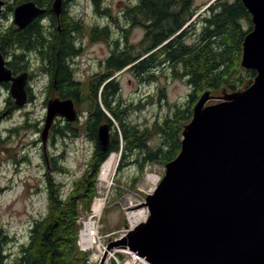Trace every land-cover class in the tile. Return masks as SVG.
Masks as SVG:
<instances>
[{"label":"trees","instance_id":"1","mask_svg":"<svg viewBox=\"0 0 264 264\" xmlns=\"http://www.w3.org/2000/svg\"><path fill=\"white\" fill-rule=\"evenodd\" d=\"M26 1H34L44 13L25 28H18L13 22L5 28L0 24V49L3 53L8 49L19 51L7 62L14 74L28 69L27 53L38 52L41 74L47 79L50 92L57 97L73 98L76 104L87 103L83 128L93 147L86 170L68 189L55 176L68 172L64 161L60 159L58 163L57 158L51 159L45 173L46 212L34 219L28 241L20 245L12 264H89L87 253L78 245V219L81 213L90 210L98 193L96 183L102 164L112 152H121L118 169L135 162L143 173L147 165L156 162L166 165L180 152L184 126L191 120L193 107L205 91L235 92L251 85L256 71L241 66L244 39L253 27L251 14L242 0H215L195 21L197 17L193 18L198 11L195 0H135L124 9L123 18L129 28L121 26L126 31L121 43L120 38L113 39L110 23L96 24L86 30L82 19L68 10L77 0H64L60 18L52 11L54 0H13L7 3L0 18ZM92 3L96 13L112 17L105 0H92ZM48 19L52 23V40L46 39ZM113 20L119 26L117 19ZM244 20L248 22L247 27ZM137 26L144 28V35L135 44L128 41V33ZM192 35L194 38L190 39ZM85 36L90 42L112 41L113 48L102 63V72L83 82L76 76L74 60L82 52L81 42ZM166 69L173 78L186 79L190 86L183 104L168 101L165 85L158 86L154 93L137 102L122 98L117 72H131L145 84L168 76ZM4 86L10 87L9 83ZM32 99L30 93L29 100ZM6 102L13 109L19 108L11 96ZM157 102H164L172 109L164 119L143 124L131 119L134 112ZM4 112L0 110V120ZM103 123L111 127L107 150L98 143V127ZM56 125L53 126L55 132L78 136V128L71 122L66 121V130ZM59 157L63 158L64 154ZM139 177H135L134 182ZM4 258L0 244V264H9ZM119 258H124L122 253Z\"/></svg>","mask_w":264,"mask_h":264},{"label":"water","instance_id":"2","mask_svg":"<svg viewBox=\"0 0 264 264\" xmlns=\"http://www.w3.org/2000/svg\"><path fill=\"white\" fill-rule=\"evenodd\" d=\"M242 2L253 27L244 39L241 66L256 71L253 82L225 92L214 104L207 105L210 91L200 96L182 131L180 152L141 203L148 219L110 241L108 249L128 248L147 264H264V0ZM6 5L0 0V15ZM63 10L64 0H54L58 18ZM43 13L26 1L15 7L13 23L25 28ZM7 62L0 49V84L9 83L14 104L22 107L29 100V73L14 74ZM75 104L73 98L47 100L40 135L45 153L57 118H79ZM110 139V125L101 124L103 150Z\"/></svg>","mask_w":264,"mask_h":264},{"label":"rangeland","instance_id":"3","mask_svg":"<svg viewBox=\"0 0 264 264\" xmlns=\"http://www.w3.org/2000/svg\"><path fill=\"white\" fill-rule=\"evenodd\" d=\"M7 3L13 0H6ZM215 0H195L198 11L193 19L204 13L207 7ZM135 0H105V5L110 8L111 16L100 15L94 10L92 0H77L69 6V13L78 16L89 30L96 24L104 25L110 23L113 31V39L120 38L124 42L128 23L123 18L124 9L127 5L134 3ZM113 18H116L119 26ZM198 17L195 19L197 21ZM13 22V12H8L5 17L0 18L2 28L9 26ZM199 27L200 24L196 23ZM245 27L248 22L243 21ZM123 27V29L121 28ZM144 35V28L141 26L133 27L128 33V41L137 44ZM194 38L193 35L189 36ZM82 52L75 58L76 76L86 82L90 76L102 72L103 61L108 57L113 48L112 41L90 42L87 36L81 42ZM15 51L8 49L4 53L5 58H11ZM32 67L33 79L30 80L32 100L19 108L7 103L10 96V87L0 84V110L4 114L0 120V244L4 260L12 264L19 252L20 245L28 241L30 229L35 218L46 212L47 190L46 177L47 165H51L53 158H57L58 163L62 159L68 172L57 173V180L63 181L68 189L72 181L81 177L86 170V162L89 160L93 144L87 136L84 121L87 117V103L75 104L79 113V118L71 122L78 128V136H64L53 130L49 133L46 153L43 151L41 142V131L44 127L46 117V103L49 98L57 97L56 94L48 89V81L41 74V59L37 53H27ZM168 75L161 77L157 82H140L131 72H117L121 85V96L126 101L137 102L149 93H154L160 85L167 87L168 101L183 104L190 92V86L186 79H175L169 69L165 70ZM254 79V78H253ZM225 92H211L213 98L207 102L214 104L221 100ZM230 93V92H229ZM30 96V94H29ZM12 98V97H11ZM13 102L14 99L12 98ZM196 104V103H195ZM15 105V104H14ZM172 111L166 103L149 104L142 111L134 112L131 119L134 122L152 123L155 119L164 117ZM56 126L63 130L66 120H56ZM18 127L17 130H14ZM72 134V133H71ZM155 139L153 142L156 143ZM64 154L63 158L59 156ZM118 154V166L120 163L121 152ZM47 160V161H46ZM134 161V159H132ZM116 170L113 175V183L109 182L110 187L102 189V195H107L108 204L103 210L101 223L102 232L107 234L113 230H119L128 225L129 215L127 211L142 208L143 202L149 193L147 176L156 172L163 177L166 165L153 163L147 165L142 173L137 163L131 162L122 169ZM51 167V166H50ZM51 172V171H50ZM140 176L137 182L134 178ZM146 178V180H145ZM159 180V182H160ZM158 182V183H159ZM157 183V185H158ZM156 185V186H157ZM109 239V237H107ZM123 256H125L123 254Z\"/></svg>","mask_w":264,"mask_h":264},{"label":"built area","instance_id":"4","mask_svg":"<svg viewBox=\"0 0 264 264\" xmlns=\"http://www.w3.org/2000/svg\"><path fill=\"white\" fill-rule=\"evenodd\" d=\"M115 153L117 155V161L114 168V172L116 170V167L118 166V161H119L118 154L117 152ZM101 168L96 183L98 193L95 195L93 199L90 210L81 213L78 219V222L80 224L79 237H78L79 248L87 253V262L89 264H147L143 257L139 256L137 252H134L128 248H120V247H114L112 249L107 248L108 243L110 241L119 239L120 237L124 236L130 230V228L134 227L135 225L134 226L132 225L131 220L128 217L129 218L128 225L123 226L119 230H113L112 232H108L107 234L102 232L103 225L101 223V218H102L103 210L108 204V192L107 195H102V189L106 188L107 186L110 187L109 184L110 181L111 184L113 183L114 172L110 176L109 180L102 181L100 179ZM159 180H157L153 186H152L153 182L147 180L149 184V193L154 191ZM142 208L146 209V216L145 218L141 219L139 223L146 221L149 217L148 208L146 206H143ZM131 211L132 210L127 211L128 215ZM89 220H93V224H92L93 226L88 225L87 221ZM107 237H109V239H107ZM120 253L125 255L123 259L119 258Z\"/></svg>","mask_w":264,"mask_h":264},{"label":"bare ground","instance_id":"5","mask_svg":"<svg viewBox=\"0 0 264 264\" xmlns=\"http://www.w3.org/2000/svg\"><path fill=\"white\" fill-rule=\"evenodd\" d=\"M116 161H117V155L115 152H112L102 165L101 174H100V179L102 181L109 180L110 176L114 172ZM160 176L161 175H159L158 173L153 172V173L148 174L147 180L152 181L153 182L152 186H153L154 183L160 179ZM145 180H146V178H145ZM95 207H96V205H95ZM145 216H146V209L145 208H139L136 210H132L129 213V218H130L133 226L136 225L137 223H139L141 219L145 218ZM87 222H88V225L93 224V220H89Z\"/></svg>","mask_w":264,"mask_h":264},{"label":"flooded vegetation","instance_id":"6","mask_svg":"<svg viewBox=\"0 0 264 264\" xmlns=\"http://www.w3.org/2000/svg\"><path fill=\"white\" fill-rule=\"evenodd\" d=\"M45 19V18H44ZM48 21H49V23L45 26V30H46V33H47V37H46V39L47 40H52L53 38H52V36H53V31H52V23L50 22V20L48 19ZM58 29H60V26L58 25ZM35 53V52H34ZM37 54L39 55V53L37 52ZM26 56H27V54H26ZM40 56V55H39ZM41 58V57H40ZM29 62H30V60H29ZM32 67L30 66V63H29V65H28V69L27 70H24V71H27L28 73H29V78H28V82H27V89H28V92H29V94L31 93V88H30V80L31 79H33V72H32ZM23 71V72H24ZM47 102V100L45 101V103ZM57 119H59V120H65L64 118H57ZM47 161V160H46Z\"/></svg>","mask_w":264,"mask_h":264}]
</instances>
